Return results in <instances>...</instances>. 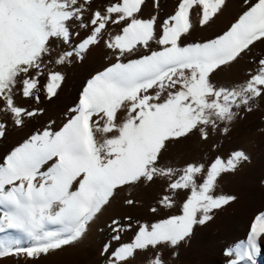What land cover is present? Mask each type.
<instances>
[{"label":"snow or ice","instance_id":"6c2138e0","mask_svg":"<svg viewBox=\"0 0 264 264\" xmlns=\"http://www.w3.org/2000/svg\"><path fill=\"white\" fill-rule=\"evenodd\" d=\"M93 3L0 0V114L17 127L43 111L18 104L17 96L37 103L41 92L47 99L55 97L65 77L50 65L71 63L73 57L82 60L110 25L120 27L105 40L116 61L87 81L67 122L58 131L36 132L0 160V234H5L0 237V257L38 258L71 245L118 189L159 178L166 186L157 207L149 211L174 208L175 197L183 191L181 214L155 223L136 221L131 243L115 249L105 244L102 254H107L106 264H128L137 251L152 249L146 264H166L161 247L178 248L195 225H204L213 210L235 200L216 195L215 188L223 173L249 159L243 151L227 159L217 156L207 167L188 163L174 168L162 161L171 143L194 131L207 140L210 129L264 99V56L252 60L254 67L242 83L225 87L212 79L222 66L249 55L257 42L264 43V0H244L242 12L225 31L194 43L182 39L191 34V15L206 26L223 11L226 0H178L174 13L162 22L156 15H138L145 0H108L95 9ZM74 28L88 35L73 43V37L80 36ZM152 42L159 47L153 50ZM141 49L147 54L128 59ZM7 127V121L0 120V138ZM109 228L112 239L119 241L133 224L114 218ZM9 230L23 234L31 245L21 246L7 235ZM262 237L264 212L255 216L247 240L225 251L226 264H255Z\"/></svg>","mask_w":264,"mask_h":264},{"label":"rangeland","instance_id":"374dc122","mask_svg":"<svg viewBox=\"0 0 264 264\" xmlns=\"http://www.w3.org/2000/svg\"><path fill=\"white\" fill-rule=\"evenodd\" d=\"M106 3L108 0H94L93 9ZM177 5L178 0H158V7L156 0H145L138 15L144 19L156 15L158 22H162L174 13ZM243 7L244 0H226L223 11L203 27L193 13L191 34L182 38L184 43L202 42L221 34L235 21ZM73 30L80 32L79 37H73V43H78L88 35L84 29ZM119 32L118 25H110L104 38L99 44L91 46L82 60L73 57L71 63L50 65L65 77L55 97L47 99L41 92L40 101L37 103L35 100L17 96L18 104L29 109L43 110L32 118H26L22 127L13 125L6 115L0 114V120L7 121L8 124L5 137L0 138V160L36 132L45 128L58 131L67 122L69 110L78 103L87 81L116 61L113 51L106 47L105 40L109 39L108 33L115 35ZM151 47L155 50L159 46L152 42ZM143 54H147V50L141 49L128 59L139 58ZM259 56H264V43L257 42L249 55L217 70L212 77L213 81L225 87L242 83L254 67L252 60ZM44 82L45 78L42 77L41 84ZM237 112L238 115L230 122L221 123L215 130L210 129L207 140H202L200 134L194 131L188 137L171 143L164 153L162 164L174 168H182L188 163H202L207 167L217 156L227 159L234 151H243L249 158L235 171L223 173L218 178L215 194L231 195L235 200L213 210L212 219L204 225H195L190 238L178 248L161 247L159 251L163 252L166 264H226L228 257L225 256V251L234 248L241 241H246L255 216L264 212V99L257 100L251 111L241 108ZM225 127L227 132L224 131ZM165 186V181L157 178L153 183L118 189L110 203L89 223L86 233L77 242L46 255L41 254L38 258H29L24 254L0 257V264H77V261L83 264H106L107 254H102L104 245L111 244L112 249H115L121 244L131 243L138 230L136 221L155 223L158 219L181 214L180 207L186 199L183 191L175 197L174 208H159L155 214L149 211L150 207H157V199L164 192ZM129 198L136 203L126 205L124 201ZM125 217H131V221L125 220ZM114 218L121 223L133 224L131 230L121 234L119 241L112 239L114 234L109 228ZM4 235L0 234V237ZM7 235L19 240L21 246L31 245L27 237L15 230H9ZM153 251H137L128 264H146L147 257ZM173 252L177 254L173 255ZM254 260L255 264H264L263 249H259L254 255Z\"/></svg>","mask_w":264,"mask_h":264},{"label":"bare ground","instance_id":"6f19581e","mask_svg":"<svg viewBox=\"0 0 264 264\" xmlns=\"http://www.w3.org/2000/svg\"><path fill=\"white\" fill-rule=\"evenodd\" d=\"M258 244H259V249H263L264 250V237H262L259 241H258ZM26 262V261H25ZM53 262H54V260H53ZM61 262H63V261H61ZM42 263V262H41ZM77 264H83V263H81L80 261H77L76 262ZM26 264H31L30 262L29 263H27L26 262ZM52 264V263H51ZM54 264V263H53ZM68 264V263H67ZM74 264V263H73Z\"/></svg>","mask_w":264,"mask_h":264}]
</instances>
